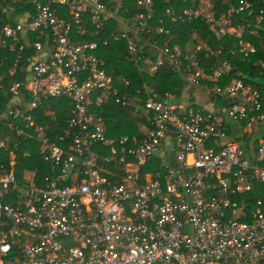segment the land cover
I'll use <instances>...</instances> for the list:
<instances>
[{"label": "built area", "instance_id": "1", "mask_svg": "<svg viewBox=\"0 0 264 264\" xmlns=\"http://www.w3.org/2000/svg\"><path fill=\"white\" fill-rule=\"evenodd\" d=\"M135 5L131 14L124 0H0V90L14 54L10 100L0 106V264H264V197L252 208L244 197L258 185L264 194V85L231 76L236 66L221 50L182 52L156 39L170 33L165 19L200 18L216 38L237 39L229 52L243 61L264 52L235 24L239 12L254 14V2L218 14L209 0H193L157 20L154 0ZM112 21L114 40L131 52L147 36L153 58L130 57L143 60L141 70L166 62L204 101L123 94L129 81L113 80L98 42L75 39ZM201 47L217 58L208 68ZM254 65L264 74V60ZM52 98L67 100L64 125L55 112L43 119ZM109 99L149 124L140 139L107 134L96 108ZM28 138L46 165L38 176L43 168L20 166Z\"/></svg>", "mask_w": 264, "mask_h": 264}, {"label": "trees", "instance_id": "2", "mask_svg": "<svg viewBox=\"0 0 264 264\" xmlns=\"http://www.w3.org/2000/svg\"><path fill=\"white\" fill-rule=\"evenodd\" d=\"M135 1L136 0H124V6L128 8L131 14L138 11ZM192 1L193 0H171L166 3L164 0H154L156 12L155 20L162 15L167 6L186 7L189 6ZM209 1L213 5V10L218 14L225 12L229 4L238 6V0ZM253 2L254 14L248 16L246 11L239 12L235 15V24H243L247 31L252 30L253 32L245 34L244 39L259 47L261 42L264 43V17L262 20H258L256 16L260 9L264 10V0H253ZM164 25L170 29V33L156 35L159 44H177L182 50H185L186 46L192 45L197 48L199 44H205L209 52L221 50L220 58H228L236 66V71H233L231 76H236L237 72L240 71L245 76L244 79L246 82L257 87L263 86L262 83H259V79L264 78V74H260L258 67L254 65L255 61L259 59L264 60V52L259 48L255 53L245 57L243 61H238L229 52L230 49H234L237 45V39L232 35L216 38L200 18L185 23L171 22L165 19ZM118 28L117 22L112 21L105 24L97 35L94 34L93 30H90V32L85 34H76L75 39L98 42L96 54L105 61L108 67H111L112 70H109V73L112 75L113 80L117 83L119 79H126L129 81V85L125 89L120 87L123 94L134 95L139 91L143 100L149 95L162 99L169 93L178 98L183 91H185L187 85L178 75L173 73L168 63H163L156 72H148L141 70L144 65L143 60L133 61L130 59V57L136 56L138 52L144 58H153L154 51L147 50V46L143 44L147 36H143V40L137 42V52H131V50L127 49L125 40H114V35L119 33ZM103 39H107L106 44L102 43ZM205 54V49L201 47V49L197 51L196 56L204 62L206 68H208L209 63L215 62L217 58L210 57V59H206ZM13 60L14 54L9 53L3 68L5 82L0 90V106L10 100V96L6 94V90L10 85L11 78L8 76V70L13 66ZM16 78H20V75L17 74ZM225 81L226 79H223L222 84ZM50 103V105L44 106L42 109L43 112L42 110L40 111L43 114V119H49L48 115L55 112L60 124L64 125V119L67 117L69 108L67 100L52 98ZM96 110L107 128V134L109 136L128 135L140 139L144 135L146 129L150 127L144 118L135 115V111L132 107L122 106L116 103L114 99L107 100L101 106L97 107ZM44 113H47V115ZM25 151L29 152V154L23 155ZM19 155L21 167L27 169H33L34 167L43 168L41 172L37 173V176L43 171H46V169H44L46 165L40 160L33 139L28 138L23 140ZM244 197L249 204L248 207L252 208L256 199L264 197L262 187L258 185L256 190L244 194Z\"/></svg>", "mask_w": 264, "mask_h": 264}, {"label": "crops", "instance_id": "3", "mask_svg": "<svg viewBox=\"0 0 264 264\" xmlns=\"http://www.w3.org/2000/svg\"><path fill=\"white\" fill-rule=\"evenodd\" d=\"M180 47V46H179ZM198 47V46H197ZM181 49V48H180ZM195 46H186V48H185V50H182V52H194L195 51ZM142 71H144V70H142ZM187 85V84H186ZM186 89H188V92H187V94L185 93V91H183L184 93H182L177 99H188V101H204V96H203V94H200L199 92H197V91H195V90H193V89H191V88H189L188 87V85L186 86V88H185V90ZM196 93H199L200 94V96L196 99V96H195V94ZM170 94V93H169ZM185 94V95H184ZM175 96V95H174ZM144 127V126H143Z\"/></svg>", "mask_w": 264, "mask_h": 264}, {"label": "rangeland", "instance_id": "4", "mask_svg": "<svg viewBox=\"0 0 264 264\" xmlns=\"http://www.w3.org/2000/svg\"><path fill=\"white\" fill-rule=\"evenodd\" d=\"M259 83H262V85H264V78H260L259 79ZM187 92H188V89H186L185 90V93L187 94ZM184 93V92H183ZM173 95V94H172ZM185 95V94H184ZM195 96H196V99L200 96V94L199 93H196L195 94ZM178 100L177 99H174V100H171L170 101V103H176ZM180 101H185V102H187L188 101V99L186 98V99H181ZM19 179H21L22 178V174L18 177Z\"/></svg>", "mask_w": 264, "mask_h": 264}]
</instances>
